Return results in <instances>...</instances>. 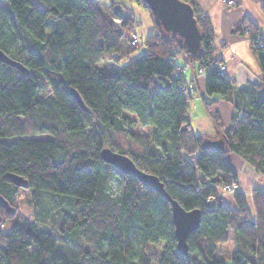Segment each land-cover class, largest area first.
Here are the masks:
<instances>
[{"label":"trees","instance_id":"obj_1","mask_svg":"<svg viewBox=\"0 0 264 264\" xmlns=\"http://www.w3.org/2000/svg\"><path fill=\"white\" fill-rule=\"evenodd\" d=\"M182 1L194 9L201 50L188 53L148 9L154 32L147 51L132 56L133 16L116 24L114 6L0 0V50L29 71L0 62V195L16 212L23 187L10 175H17L36 206L35 218L21 222L0 207V264H264V190L253 191L252 207L240 190L235 208L219 194L223 184L237 181L230 155L264 174V39L248 18L235 26L250 39L262 84L237 88L231 75L212 69L202 99L214 133L196 134L195 88L186 86L177 58L198 70L221 60L210 19L194 0ZM237 90L244 92L236 93L238 101ZM213 95L233 102L229 126ZM138 126L149 133L139 135ZM107 147L157 176L186 211L201 210L186 256L177 250L170 201L106 163L101 151ZM53 215L57 233L44 224ZM6 223L11 230L3 229Z\"/></svg>","mask_w":264,"mask_h":264},{"label":"crops","instance_id":"obj_2","mask_svg":"<svg viewBox=\"0 0 264 264\" xmlns=\"http://www.w3.org/2000/svg\"><path fill=\"white\" fill-rule=\"evenodd\" d=\"M103 8L111 9L114 6L123 12L125 7H120V0H96ZM234 5L228 6L223 4L222 0H194L198 8L205 14L211 21L213 29L215 30L214 45L216 47V56L218 60L225 63L227 72L232 76L233 71L239 63H244L255 75L259 78L262 76V70L257 58V55L251 47V42L248 36H244L240 33L235 32V26L244 19H250L259 28V33L264 39V0H242L244 7H241V0H233ZM127 7L125 8V10ZM128 10V9H127ZM132 14L136 17V21L139 22V29L144 32H150L151 25L148 21V15L142 5H139L133 0ZM150 29V30H149ZM151 33V32H150ZM183 60V57H182ZM181 66V72L186 80L187 87L192 89L199 84L204 75L197 77L198 69L194 65ZM194 80V83H193ZM192 81V83H191ZM206 82V80H205ZM193 85V86H192ZM192 86V87H191ZM217 105V107H216ZM214 109L217 110L223 122L226 124L225 116L227 119L235 113V106L233 102L218 99V102L214 104ZM195 110L198 108V103H195ZM205 114L190 112L191 126L196 134H210L214 133L213 124L208 116L206 106L204 104ZM192 110V107H191ZM229 118V119H230ZM229 121V120H228ZM229 161L237 175V181L240 185V192H242L246 198L255 189H263L264 183L261 182V175L258 174L253 167L236 155H230ZM224 194V193H223ZM234 194L225 193L222 195V202L229 208H235L236 202ZM248 200V198H247ZM252 201V200H251Z\"/></svg>","mask_w":264,"mask_h":264},{"label":"water","instance_id":"obj_3","mask_svg":"<svg viewBox=\"0 0 264 264\" xmlns=\"http://www.w3.org/2000/svg\"><path fill=\"white\" fill-rule=\"evenodd\" d=\"M142 1L156 16L158 22L167 33L179 37L187 48L188 53H197L201 50L203 35L198 26L194 9L189 3L182 0ZM117 13H121L119 8L117 9ZM0 62L19 69L25 75L29 74V71L22 63L10 58L2 50H0ZM232 79L237 88H242L248 83L254 85L262 84V80L244 63H239L236 66L232 73ZM71 95L82 108H85V104L76 90H71ZM101 158L106 163L114 166L120 173L136 177L145 187L159 192L170 201L175 225L177 250L181 255L186 256L189 253L188 238L193 232L199 229L201 224V210L186 211L176 200L168 195L165 184L157 176L139 168L129 156L107 147L102 149ZM10 178L20 187L26 188L28 186L27 181L22 177L10 175ZM0 207L6 209L11 214L15 212V209L1 195Z\"/></svg>","mask_w":264,"mask_h":264},{"label":"rangeland","instance_id":"obj_4","mask_svg":"<svg viewBox=\"0 0 264 264\" xmlns=\"http://www.w3.org/2000/svg\"><path fill=\"white\" fill-rule=\"evenodd\" d=\"M132 4H133V0H120V7H124L123 9V13L122 14H119L118 15V18L115 19V23L120 25L121 23V20H123L124 18H127L129 15H132L133 18V22L134 25H133V31H132V36H131V40L134 39L135 35H134V31H136V35H137V39L135 38L134 39V42H131V45L132 47H134V54L132 56H137V55H140L142 53H145L147 51V40L148 38L150 39V37L152 36L153 32H154V25H153V21L151 19V16H150V13H149V10L147 8H144L147 15H148V21L151 25V30L150 32H144L143 30H140L139 27V22L136 21V17H134V15L132 14L133 12L131 11L132 9ZM127 7V9L125 10V8ZM134 35V36H133ZM134 43V44H132ZM126 61V60H125ZM177 62L182 65L183 64V60H182V56H179L177 58ZM109 70H111L110 72H114V71H118L117 68H109ZM198 71V74H196V77L194 78V80L197 79V77H200L201 75H204L202 73H199V70ZM203 78L201 80H199V84L196 85L195 83V90L193 91V100L191 101V107H192V110L191 112H195V116H197V113H200V114H205V109H204V102H203V96L204 94L206 93V89H205V80H206V75L202 76ZM194 80H193V83H194ZM192 83V81H191ZM252 85V84H250ZM193 86V85H192ZM191 86V87H192ZM193 90V88L191 89ZM243 91V90H242ZM241 91L237 90L235 91L234 93V100H239V95L236 94V93H240ZM241 93H244V92H241ZM48 93H45L43 94V96H47ZM213 99H219V96L218 95H213L212 97ZM198 103V108L197 110H195L194 106H195V103ZM215 107V106H214ZM217 107V105H216ZM225 116V120L227 121L226 122V126H229L230 122H231V118L227 119V115L224 114ZM229 120V121H228ZM136 133H138L139 135L141 136H146L148 133H149V129L147 127H142V126H138L135 130ZM34 138H40V139H52V137L50 136H46V135H34L33 136ZM198 174L200 175V172H198ZM258 174H261V173H258ZM261 182L264 183V174L261 175ZM239 183V182H238ZM260 189V188H259ZM119 190V186H118V182L116 180L113 181V184L111 186V191L112 192H117ZM254 191V190H253ZM253 191L249 194V196H247L248 198V202L250 203V206L252 207L253 206V203H252V194H253ZM221 196L224 195L223 193H219ZM234 196V195H233ZM214 197H210L209 200L210 202H212L214 199ZM15 207H16V212H14L15 214H11L10 216H12L16 221L18 222H21L22 220H24L25 218H31V219H34L35 218V211H36V206L35 204L33 203L32 201V197H31V194H30V191L26 188H22L20 191H19V194L17 196V201L15 203ZM58 215H53V218L50 219V218H47L46 219V222H44V224H46L48 227H50L54 233L58 232V225H57V222L56 220H58ZM5 226V227H4ZM3 229L5 230H11L12 228V224L11 223H6V225H4ZM230 244H233V238L231 237L230 238Z\"/></svg>","mask_w":264,"mask_h":264},{"label":"built area","instance_id":"obj_5","mask_svg":"<svg viewBox=\"0 0 264 264\" xmlns=\"http://www.w3.org/2000/svg\"><path fill=\"white\" fill-rule=\"evenodd\" d=\"M222 2H223V4L228 5V6H232L235 4L233 0H222ZM122 13H120V14H122ZM136 34H137L136 31H134V35H135L134 39L135 38L137 39ZM134 39L131 42H134ZM132 44H134V43H132ZM212 69H217L219 71L220 75H222V76L226 75V72H227L226 71L227 67H226L225 63L222 61H216V62L212 63L208 69H199V73L206 75ZM181 89H184V88L181 87ZM239 189H240L239 183L237 181H231L230 183H225L221 186L220 193L234 194L237 191H239Z\"/></svg>","mask_w":264,"mask_h":264},{"label":"snow or ice","instance_id":"obj_6","mask_svg":"<svg viewBox=\"0 0 264 264\" xmlns=\"http://www.w3.org/2000/svg\"><path fill=\"white\" fill-rule=\"evenodd\" d=\"M241 7H244V4L242 3V0H241V5H240Z\"/></svg>","mask_w":264,"mask_h":264}]
</instances>
